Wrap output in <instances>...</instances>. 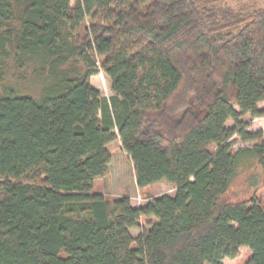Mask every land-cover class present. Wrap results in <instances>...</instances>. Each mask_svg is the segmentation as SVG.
<instances>
[{
  "label": "trees",
  "instance_id": "16d2710c",
  "mask_svg": "<svg viewBox=\"0 0 264 264\" xmlns=\"http://www.w3.org/2000/svg\"><path fill=\"white\" fill-rule=\"evenodd\" d=\"M221 1L0 0V264H224L242 247L264 264L263 202L225 199L246 161L264 181V134L241 122L264 116V8ZM30 78L37 95L15 86ZM118 137L138 187L174 195L95 192Z\"/></svg>",
  "mask_w": 264,
  "mask_h": 264
},
{
  "label": "rangeland",
  "instance_id": "374dc122",
  "mask_svg": "<svg viewBox=\"0 0 264 264\" xmlns=\"http://www.w3.org/2000/svg\"><path fill=\"white\" fill-rule=\"evenodd\" d=\"M219 7L231 8L234 11H240L244 8L261 9L264 8V0H222L219 3ZM91 84L100 91L101 97L104 99L109 101L115 96L111 88L110 79L103 72L93 76ZM15 86L24 94H38V88L32 87V78L26 83H15ZM259 107L264 109V102L260 103ZM241 122L242 128L246 132H262L264 134V116L253 118L246 115L241 118ZM227 126L234 127L235 123L229 120ZM230 143L235 150L250 148L255 145L253 142H243L237 135L230 140ZM108 149L111 153L109 172L104 179L96 181V193L103 194L111 199L128 197L134 207H142L155 197L174 195L175 188L167 182H160L146 189L138 187L132 159L124 150L119 137L108 146ZM216 149L215 147H211L212 152H215ZM252 197L258 198L264 204V181L261 167L255 159L241 164L229 191L225 195V199L229 202H243ZM140 225V229L131 230L134 236H138L142 230L149 228L144 218L141 220ZM251 255L252 252L249 248L242 247L237 258H226L224 264H248Z\"/></svg>",
  "mask_w": 264,
  "mask_h": 264
}]
</instances>
